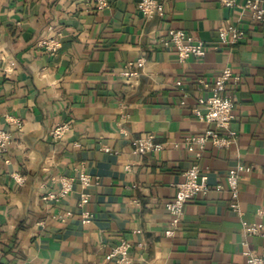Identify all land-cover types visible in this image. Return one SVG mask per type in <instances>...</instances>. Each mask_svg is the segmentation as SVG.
I'll list each match as a JSON object with an SVG mask.
<instances>
[{"label": "crops", "instance_id": "1", "mask_svg": "<svg viewBox=\"0 0 264 264\" xmlns=\"http://www.w3.org/2000/svg\"><path fill=\"white\" fill-rule=\"evenodd\" d=\"M141 2L108 0L99 10L88 0H0V131L12 135L0 157L5 264H111L107 256L123 241L133 264H246L245 252H263L264 239L244 223L264 224V22L220 0H159L165 16L146 18ZM229 25L246 37L221 45L219 30ZM171 30L204 42L207 54L181 62L161 43ZM54 33L62 48L51 56L38 44ZM227 67L241 78L229 86L238 140L197 158L186 139L215 129L194 114L211 95L199 81L215 82ZM129 68L138 73L133 83L123 76ZM63 124L71 131L53 141L51 130ZM148 136L164 149L136 155V141ZM195 165L210 191L187 204L168 237L166 206ZM241 165L251 171L240 176L239 215L226 179ZM83 172L98 184L84 190ZM62 177L72 193L45 201L59 195Z\"/></svg>", "mask_w": 264, "mask_h": 264}, {"label": "built area", "instance_id": "2", "mask_svg": "<svg viewBox=\"0 0 264 264\" xmlns=\"http://www.w3.org/2000/svg\"><path fill=\"white\" fill-rule=\"evenodd\" d=\"M90 3H96L99 10H104L109 7L108 0H88ZM220 3L226 8L240 7L251 13L252 20L256 24L264 22V0H246L244 4H239V0H220ZM140 12L146 18H152L155 15L160 17L165 16V8L159 0H142L139 5ZM61 34L54 33L52 36L41 40L38 44L51 56L58 54L62 48L60 41ZM245 31L234 25H229L220 28L219 38L220 44L233 46L245 39ZM161 43L167 47L175 49L178 58L181 62H186L191 59H201L208 51V47L204 42L197 40L192 35L184 30H171L168 36L161 39ZM139 68L144 67V61L141 60L136 65ZM131 68L134 66H130ZM3 71L0 66V73ZM123 76L128 79L129 83H133L130 79L138 76L137 72H132L129 68ZM241 78L236 76L230 67L224 69L215 82L206 80L199 81V91H208L211 95L208 98L200 99V108L194 110V114L199 120L215 126V129L208 130L201 136H193L186 139V146L189 152L194 153L197 158H200L206 148L212 145L218 149L225 150L230 148L238 140V134L231 129L233 122L236 119V104L229 92L230 84L238 86ZM181 85V83H177ZM20 130L23 128V122L14 120ZM71 131L69 124L57 126L51 130L49 136L53 141L58 142L63 140ZM12 142V135L6 131H0V157L8 152V146ZM164 149V145L156 142L155 137L148 136L141 138L135 143L134 153L136 155H145L148 153H159ZM251 168L239 166L232 171L226 179L228 189L231 195V209L242 215L240 205V176L244 172H250ZM14 179L21 183L18 176ZM62 188L58 196H48L45 201L58 200L69 196L73 191L72 180L68 178H60ZM81 184L84 190L90 186L97 185L90 175L83 172L81 174ZM219 188H222L219 186ZM177 193L173 200L168 202L167 211L171 216V226L166 232L168 237H173L182 221L187 204L196 196H205L209 193L208 175L203 173L198 165L193 166L186 171L182 180L176 184ZM90 203V195L86 192L82 194L81 207H86ZM93 215L85 210L83 212V223L90 224ZM244 228L247 234L258 236L264 239V224H248L244 223ZM131 244L123 241L117 246L108 256L107 261L111 264H133V259L130 255ZM246 264H264V250L261 254L245 252ZM0 264H3V249L0 243Z\"/></svg>", "mask_w": 264, "mask_h": 264}, {"label": "trees", "instance_id": "3", "mask_svg": "<svg viewBox=\"0 0 264 264\" xmlns=\"http://www.w3.org/2000/svg\"><path fill=\"white\" fill-rule=\"evenodd\" d=\"M3 264H5L4 259H3Z\"/></svg>", "mask_w": 264, "mask_h": 264}]
</instances>
